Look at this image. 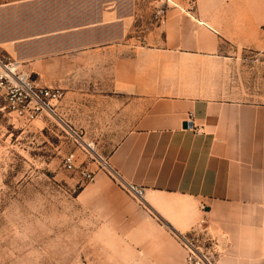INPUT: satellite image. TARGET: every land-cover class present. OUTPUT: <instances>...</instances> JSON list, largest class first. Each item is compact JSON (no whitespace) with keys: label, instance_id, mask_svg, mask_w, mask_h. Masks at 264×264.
Returning <instances> with one entry per match:
<instances>
[{"label":"crops","instance_id":"0c3cea01","mask_svg":"<svg viewBox=\"0 0 264 264\" xmlns=\"http://www.w3.org/2000/svg\"><path fill=\"white\" fill-rule=\"evenodd\" d=\"M191 4L0 0V54L64 90L68 131L123 133L72 208L92 264H189L186 234L214 264H264V102L226 94L234 56L264 52V0Z\"/></svg>","mask_w":264,"mask_h":264},{"label":"rangeland","instance_id":"374dc122","mask_svg":"<svg viewBox=\"0 0 264 264\" xmlns=\"http://www.w3.org/2000/svg\"><path fill=\"white\" fill-rule=\"evenodd\" d=\"M226 82L229 97L264 102V52L234 56ZM47 114L44 125L15 116L0 125V264H92L82 245L89 232L75 230L72 210L90 180L68 170L65 158L75 152L76 164L96 175L91 163L111 152L123 133L110 121V134H75L58 115Z\"/></svg>","mask_w":264,"mask_h":264},{"label":"built area","instance_id":"2783aa9c","mask_svg":"<svg viewBox=\"0 0 264 264\" xmlns=\"http://www.w3.org/2000/svg\"><path fill=\"white\" fill-rule=\"evenodd\" d=\"M190 1L191 9L195 10L194 0ZM164 13L165 8L157 14L161 21H164ZM63 97L64 90L61 87L36 84L28 74L19 71L15 60L0 54V113L12 112L32 121L45 113H54L56 104ZM88 146L94 149L91 143ZM76 160L75 152L68 154L65 158L66 168L79 171L83 181L94 179L95 171L87 164L77 165ZM119 183L134 198L144 200L145 188L143 186L124 182L121 179ZM181 240L188 249L189 264H214L211 249L204 247L198 235H181ZM205 246L208 245L205 244Z\"/></svg>","mask_w":264,"mask_h":264},{"label":"water","instance_id":"95a60500","mask_svg":"<svg viewBox=\"0 0 264 264\" xmlns=\"http://www.w3.org/2000/svg\"><path fill=\"white\" fill-rule=\"evenodd\" d=\"M192 125H193V122L192 121H186V122H184V126L185 127L192 126Z\"/></svg>","mask_w":264,"mask_h":264}]
</instances>
